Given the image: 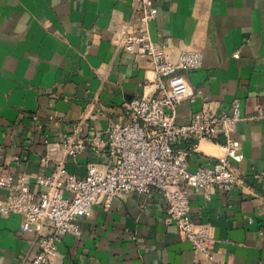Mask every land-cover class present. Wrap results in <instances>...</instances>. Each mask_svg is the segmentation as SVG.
Listing matches in <instances>:
<instances>
[{"label":"crops","instance_id":"obj_1","mask_svg":"<svg viewBox=\"0 0 264 264\" xmlns=\"http://www.w3.org/2000/svg\"><path fill=\"white\" fill-rule=\"evenodd\" d=\"M133 2L0 0L1 169L34 181L45 171L40 156L48 132L59 140L83 121L82 134L90 135L124 122L125 105L133 99L161 93L150 58L116 42ZM155 3L159 13L150 30L155 41L167 44L168 57L176 60L189 49L204 55L202 67L180 70L198 95L176 107L179 123H189L204 108L229 110L236 97L245 114L264 105V0ZM234 136L245 155L236 164L245 184L228 192L213 186L208 196L205 188H196L192 215L211 227L227 264H264V116L241 121ZM225 153L223 137L202 141L191 167ZM110 161L87 148L67 168L85 176L90 163L105 168ZM6 194L0 188V199ZM79 222L81 234H67L51 264H211L182 239L159 192L146 200L135 193L115 197L111 207L96 205ZM22 225L21 215L0 210V264H22L38 252L35 233Z\"/></svg>","mask_w":264,"mask_h":264},{"label":"built area","instance_id":"obj_2","mask_svg":"<svg viewBox=\"0 0 264 264\" xmlns=\"http://www.w3.org/2000/svg\"><path fill=\"white\" fill-rule=\"evenodd\" d=\"M158 13L155 0H134L132 16L116 33V42L129 53L150 58L160 77V94L133 99L125 105L124 122L90 135L82 134L83 121L59 140H51L48 132L46 152L40 156L45 171L34 181L0 167V188L7 190L0 199V210L5 215H21L22 229L35 233L33 243L38 246L36 255L30 261L26 256L22 264H51L59 243L67 234H81L79 220L96 205L111 207L115 197L126 193L146 200L156 192L164 196L169 221L182 239L190 241L211 264H227L219 256L216 245L220 240L211 227L192 215L191 195L198 187L205 188L208 196L213 186L228 192L245 184L244 172L236 165L245 155L234 132L241 121L263 117L264 105L245 114L242 99L236 97L229 110L204 108L189 123H179L176 107L185 99L195 101L198 95L180 70L202 67L204 55L200 49H189L176 60L169 58L167 44L155 41L150 30ZM32 117L37 120L39 115ZM220 137L226 153L193 169L190 160L201 142H218ZM87 148L107 154L111 161L105 168L92 162L87 174L78 176L68 170L67 163Z\"/></svg>","mask_w":264,"mask_h":264}]
</instances>
